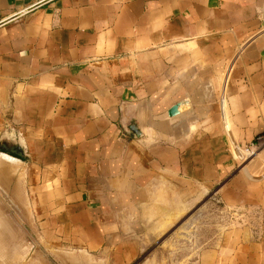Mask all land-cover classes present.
<instances>
[{
	"label": "crops",
	"instance_id": "0c3cea01",
	"mask_svg": "<svg viewBox=\"0 0 264 264\" xmlns=\"http://www.w3.org/2000/svg\"><path fill=\"white\" fill-rule=\"evenodd\" d=\"M42 1L0 0V182L24 178L26 263L133 264L216 190L230 235L197 264H264V147L244 156L264 0H49L2 23Z\"/></svg>",
	"mask_w": 264,
	"mask_h": 264
},
{
	"label": "rangeland",
	"instance_id": "374dc122",
	"mask_svg": "<svg viewBox=\"0 0 264 264\" xmlns=\"http://www.w3.org/2000/svg\"><path fill=\"white\" fill-rule=\"evenodd\" d=\"M244 156H248V153H244ZM22 179L5 178L4 182H0V264H27L35 249L32 244L36 242L23 227L17 210L20 202L18 193L22 192L21 187L24 188V184L20 183ZM12 180L13 183L10 182ZM24 194L20 196L21 199ZM223 208L224 204L215 190L196 208L172 223L133 264H197L202 252L220 249L230 235L224 226ZM41 251L42 255L53 260L49 251ZM35 263L39 264L38 261Z\"/></svg>",
	"mask_w": 264,
	"mask_h": 264
},
{
	"label": "water",
	"instance_id": "95a60500",
	"mask_svg": "<svg viewBox=\"0 0 264 264\" xmlns=\"http://www.w3.org/2000/svg\"><path fill=\"white\" fill-rule=\"evenodd\" d=\"M47 1H49V0H44V1L40 2V3H38V4H35L34 6H31L30 8H27L26 10H23L22 12H19V13L15 14L14 16L10 17L9 19L5 20L2 23L8 22L10 20H13V19H15V18L23 15L24 13H27V12L31 11L32 9H34V8H36V7L44 4ZM187 104H188V100H182V101L178 102L177 104H175L169 110V115L170 116H174V115L179 114L181 112V107L184 108ZM130 129L132 131H134L137 136H139L141 134V132L139 131V129L137 128V126L135 124H131L130 125ZM13 152H15L19 156H24V152H23V150L21 149V147L19 145L17 146L16 150L13 151ZM32 248H34V245L33 244H32Z\"/></svg>",
	"mask_w": 264,
	"mask_h": 264
},
{
	"label": "built area",
	"instance_id": "2783aa9c",
	"mask_svg": "<svg viewBox=\"0 0 264 264\" xmlns=\"http://www.w3.org/2000/svg\"><path fill=\"white\" fill-rule=\"evenodd\" d=\"M264 147V134L257 135L255 140L245 148V152L249 155L254 154L259 149Z\"/></svg>",
	"mask_w": 264,
	"mask_h": 264
},
{
	"label": "bare ground",
	"instance_id": "6f19581e",
	"mask_svg": "<svg viewBox=\"0 0 264 264\" xmlns=\"http://www.w3.org/2000/svg\"><path fill=\"white\" fill-rule=\"evenodd\" d=\"M8 158V157H7ZM1 164V163H0ZM0 166H2V164L0 165ZM1 169L3 168V167H0Z\"/></svg>",
	"mask_w": 264,
	"mask_h": 264
}]
</instances>
